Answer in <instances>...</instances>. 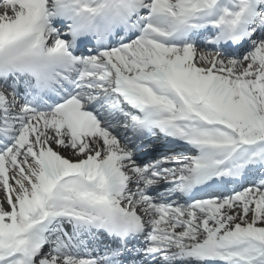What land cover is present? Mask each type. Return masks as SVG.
Instances as JSON below:
<instances>
[{"label": "snow or ice", "instance_id": "6c2138e0", "mask_svg": "<svg viewBox=\"0 0 264 264\" xmlns=\"http://www.w3.org/2000/svg\"><path fill=\"white\" fill-rule=\"evenodd\" d=\"M0 191V264H264V0H0Z\"/></svg>", "mask_w": 264, "mask_h": 264}, {"label": "bare ground", "instance_id": "6f19581e", "mask_svg": "<svg viewBox=\"0 0 264 264\" xmlns=\"http://www.w3.org/2000/svg\"><path fill=\"white\" fill-rule=\"evenodd\" d=\"M64 155H69L67 152H65L64 153ZM3 197V194H2V192L0 191V198H2ZM5 206H7V205H5Z\"/></svg>", "mask_w": 264, "mask_h": 264}]
</instances>
